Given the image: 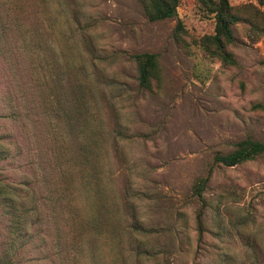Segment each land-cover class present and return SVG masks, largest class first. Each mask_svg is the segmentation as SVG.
<instances>
[{"label": "rangeland", "instance_id": "obj_1", "mask_svg": "<svg viewBox=\"0 0 264 264\" xmlns=\"http://www.w3.org/2000/svg\"><path fill=\"white\" fill-rule=\"evenodd\" d=\"M177 12L0 0V264H264V156L215 163L264 142V33L235 24L226 66L198 45L214 17L196 0ZM146 52L154 91L133 59Z\"/></svg>", "mask_w": 264, "mask_h": 264}, {"label": "trees", "instance_id": "obj_2", "mask_svg": "<svg viewBox=\"0 0 264 264\" xmlns=\"http://www.w3.org/2000/svg\"><path fill=\"white\" fill-rule=\"evenodd\" d=\"M145 14L150 21H163L177 16L181 0H139ZM200 8L215 19V31L212 35L203 37L198 45L204 54L212 59L221 62L226 66L238 64L235 55L229 47L235 43L233 26L241 20L247 21L255 31L264 33V13L254 4L244 6H233L230 0H196ZM264 6V0H258ZM184 25L178 21L174 37L178 42L183 41ZM138 65V81L140 87L149 91L160 89L162 81V70L159 56L152 53H140L133 56ZM254 110L264 113V104H256ZM264 156V142L247 138L236 144V148L228 153H218L215 156V163L226 167L237 166L245 162L254 161ZM209 182V177L200 179L195 186L196 195L203 200V191ZM249 253L259 258L256 245H249ZM232 258L224 254L221 257V264H226Z\"/></svg>", "mask_w": 264, "mask_h": 264}]
</instances>
